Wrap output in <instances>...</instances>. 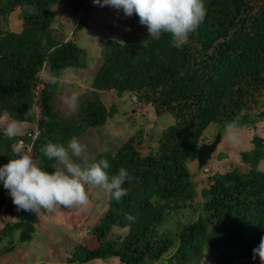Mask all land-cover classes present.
<instances>
[{
  "label": "trees",
  "instance_id": "1",
  "mask_svg": "<svg viewBox=\"0 0 264 264\" xmlns=\"http://www.w3.org/2000/svg\"><path fill=\"white\" fill-rule=\"evenodd\" d=\"M91 1L0 0V120L7 114L33 124L25 135L9 139L0 122V166L22 142L31 146L36 164L51 173L57 161L41 153L43 145L51 141L67 147L89 128L106 126L103 92L134 95L135 105L150 106L157 119L169 115L173 123L155 131V123L137 126L135 119L131 127H137L128 131L121 146L87 159L89 164L107 159L110 176L123 167L132 178L122 185L127 194L119 202L108 196L107 211L91 229L97 246L75 245L66 264L110 259L120 264L258 261L252 250L264 237V172L259 169L264 140L255 136L253 149L242 153L247 169L216 172L200 199L188 165L197 161L210 126L223 133L227 122L235 120L239 129L262 120L264 0H203V22L181 47L173 46L167 33L157 39H149L148 31L134 40L108 39L99 68L87 75L91 87L79 98L75 113L60 116L52 104L55 86L42 74L46 68L50 74L86 69L88 51L72 39L85 22L73 27L72 16ZM15 12L20 14L21 33L1 26ZM59 18L66 25L58 24ZM35 130L36 138H29ZM0 208L9 216L0 230V243L6 241L1 257L33 240L40 212L18 210L2 183ZM208 254L213 262L206 260Z\"/></svg>",
  "mask_w": 264,
  "mask_h": 264
},
{
  "label": "rangeland",
  "instance_id": "2",
  "mask_svg": "<svg viewBox=\"0 0 264 264\" xmlns=\"http://www.w3.org/2000/svg\"><path fill=\"white\" fill-rule=\"evenodd\" d=\"M59 11H61L60 14L64 13V10L60 9ZM63 17L66 18L68 15L64 13ZM72 17V21L75 22L73 27L80 20L85 22L83 29L77 33L76 38L73 37L72 39H77L80 45L88 51L87 57L90 63L80 73L73 71L50 74L46 68L42 74L44 81H48V79L55 80V83H53L55 90L53 91L52 104L60 116L75 113L79 98H82L81 96L85 94V91L91 87L87 75L93 74L99 68L101 51L108 39L134 40L136 37L143 38L147 33V27L140 24L139 17L135 13L126 16L122 9L117 10L110 6L100 7L94 5L93 0L79 15ZM58 22L62 26L66 25L63 19L59 18ZM1 26L13 33H21L23 28L20 14L18 12L12 13L7 20H2ZM55 29L63 33L59 25H56ZM41 89L42 86L39 90ZM73 94L77 95L78 100L76 107L70 110L64 100ZM101 97L108 106V112L114 106L113 116L109 117L106 126L89 128L84 135L77 138L80 143L86 146L83 157L73 158L77 163H83L85 159H93L103 151L110 149V151H115L128 138V131L135 129L137 126L153 122L155 124L152 130L156 131L173 123V119L169 115L157 119L150 106L135 105L130 95L116 96L111 92H103ZM36 110L39 112L38 107H36ZM262 113V120L255 126L236 128L238 142L235 144L227 140L225 130L223 133H219L217 125L208 128L203 136L202 144H208L217 135H221L215 153L203 168H199L197 161L188 165L191 173L195 174L194 180L199 199L202 188H207L209 178L213 177L216 172L227 173L239 167H241V170L248 168L247 165L243 164L241 155L253 149L252 140L255 136L264 140V110ZM38 118H40V113ZM135 119L137 126L132 128L131 123ZM10 121L12 119L7 114L0 120L4 130ZM31 125L30 123H21L19 136L25 135L32 127ZM23 146L26 150H31L30 145L23 144ZM30 154L32 155L31 152ZM219 154H222V160H218ZM33 160L36 163L34 157ZM56 166L59 167L58 163ZM259 169L264 172V160L260 162ZM85 189L89 197V203L86 206L60 207L53 211L41 209L36 223L37 231L33 240L30 243L17 245L13 252L1 256L0 264H66L72 256L75 245L83 244L89 248L96 247L98 242L91 235V229L99 223L101 217L107 211L108 195L104 194L101 189L94 188L91 185H85ZM8 219L9 216L5 215L4 208H0V230ZM114 232L120 234L121 231L114 229ZM5 244L6 241L0 243V249ZM206 260L213 262V255L208 254ZM87 264H120V262L117 259H110L106 261L96 260ZM236 264H262V262L260 259L255 262L242 259Z\"/></svg>",
  "mask_w": 264,
  "mask_h": 264
},
{
  "label": "clouds",
  "instance_id": "3",
  "mask_svg": "<svg viewBox=\"0 0 264 264\" xmlns=\"http://www.w3.org/2000/svg\"><path fill=\"white\" fill-rule=\"evenodd\" d=\"M93 3L100 7L122 9L126 16L135 13L140 24L147 27L149 39H157L162 33H167L171 35V43L175 47H181L187 42L189 34L198 29L206 14L203 0H93ZM29 11L33 9L29 8ZM49 82L55 83V80ZM77 100V95L73 94L65 98L64 103L71 110L76 107ZM131 100L138 102L134 95ZM20 124L17 120L10 121L5 128V135L9 139L20 135ZM224 128L227 140L237 143L236 121L227 122ZM40 151L49 160L57 161L59 167H55L51 173L41 169L22 142L12 148L8 163L0 166V183L8 190L18 210L38 214L41 209L53 211L60 207L86 206L89 197L85 185L101 189L117 202L127 194L122 185L132 177L123 167L117 174L110 176L106 171L109 168L107 159L91 164L86 159L83 163L75 162L73 158H81L86 152V146L76 137L68 142L67 147L48 141ZM252 251L253 259L259 257L264 264V237H261L259 245Z\"/></svg>",
  "mask_w": 264,
  "mask_h": 264
},
{
  "label": "water",
  "instance_id": "4",
  "mask_svg": "<svg viewBox=\"0 0 264 264\" xmlns=\"http://www.w3.org/2000/svg\"><path fill=\"white\" fill-rule=\"evenodd\" d=\"M113 109L114 106L109 110V117L113 116ZM263 115V113H262ZM221 140V135H217L214 142L210 145L208 144H203L199 149H198V153H197V161H198V166L199 167H203L204 165H206V163L208 162V160L211 159L212 154L216 151L217 145L219 144ZM222 154H219V158L218 160H222L221 157Z\"/></svg>",
  "mask_w": 264,
  "mask_h": 264
},
{
  "label": "built area",
  "instance_id": "5",
  "mask_svg": "<svg viewBox=\"0 0 264 264\" xmlns=\"http://www.w3.org/2000/svg\"><path fill=\"white\" fill-rule=\"evenodd\" d=\"M37 132L36 131H34V132H30L29 134H28V137H30V138H35L36 136H37Z\"/></svg>",
  "mask_w": 264,
  "mask_h": 264
}]
</instances>
